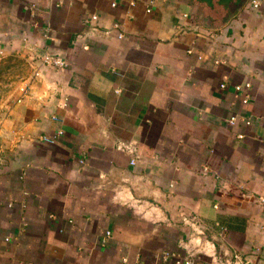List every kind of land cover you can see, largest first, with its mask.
<instances>
[{
  "label": "crops",
  "instance_id": "1",
  "mask_svg": "<svg viewBox=\"0 0 264 264\" xmlns=\"http://www.w3.org/2000/svg\"><path fill=\"white\" fill-rule=\"evenodd\" d=\"M64 2L0 0V70L25 67L0 102V264H175L167 250L264 264V13L250 0ZM94 13L125 38L76 41ZM46 50L68 67L43 66ZM248 81L244 104L234 86Z\"/></svg>",
  "mask_w": 264,
  "mask_h": 264
},
{
  "label": "built area",
  "instance_id": "2",
  "mask_svg": "<svg viewBox=\"0 0 264 264\" xmlns=\"http://www.w3.org/2000/svg\"><path fill=\"white\" fill-rule=\"evenodd\" d=\"M54 2V5L56 7H61L64 5V0H52ZM143 0H130L128 7L131 9H134L136 7L139 6L140 3H142ZM152 1H148L146 3V7H145V11L147 13H151L152 9ZM250 5V9L254 10V11H258V12H263L264 13V0H250L249 2ZM112 7H117V3L113 2L111 4ZM26 10L31 11L32 16L33 17H37L38 15V9L36 7V5L34 3L26 5ZM186 17V15H183ZM82 26H83V32H80L79 34L76 35V41H78L79 39H83L85 37V32L87 31H99V30H103V33L105 35H110L113 32H116L117 34V38L118 39H124L125 38V34L122 31V25L119 22H115L113 23L112 27L110 28H105L102 29V25H101V17L99 14L94 13L89 15L88 17L84 18L82 20ZM87 35V34H86ZM83 49H88V45H84ZM189 53H192L191 50L188 51ZM40 61L42 63L43 66L55 69V70H64L68 67V62L66 61L65 58L61 57L58 54L52 53L49 50H46L45 53L41 56ZM35 76H39V72L35 73ZM221 88H226V84L222 83L220 85ZM28 90L29 88L27 86H24L20 89V93H21V99H18V102H20L22 100V98L24 96H26L28 94ZM234 90L242 95V102L244 104L248 103L251 97V90H252V83L251 82H245V83H239L236 84L234 86ZM57 118L54 117V120H56ZM239 121V118L237 115H231L230 117H228L226 119V123L227 125H229L230 127L235 126L237 124V122ZM243 122L246 125H250L251 124V118H245L243 119ZM62 134V131H57L54 135L52 136H42L41 137V141L45 142V143H50V144H54L57 139L59 138V136ZM239 138H243L242 135H239ZM120 150H128L131 153H134V148L130 145H119L117 147ZM136 161V158L133 157L130 160V164L134 165ZM205 171H207L205 169ZM262 202L264 203V199H262ZM111 237V231H105L104 235L102 236V243H106ZM162 258L164 260H174L175 264H194L195 263V259H194V254L192 252H182V251H164L162 254ZM231 262L227 263L230 264ZM235 264H247V262H242V261H237Z\"/></svg>",
  "mask_w": 264,
  "mask_h": 264
},
{
  "label": "rangeland",
  "instance_id": "3",
  "mask_svg": "<svg viewBox=\"0 0 264 264\" xmlns=\"http://www.w3.org/2000/svg\"><path fill=\"white\" fill-rule=\"evenodd\" d=\"M64 4H65V2H64ZM220 4H218V5H220ZM14 67L17 70L19 68L24 70V68H25L24 63L17 60L13 63H8V64L4 65L2 67V69L0 70V102H2V100H6L10 95V90H11L10 84L15 78V76H14L15 70L13 69ZM22 70H19V71H22Z\"/></svg>",
  "mask_w": 264,
  "mask_h": 264
}]
</instances>
